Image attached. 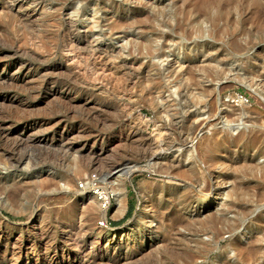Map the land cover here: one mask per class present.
<instances>
[{"label": "rangeland", "instance_id": "obj_1", "mask_svg": "<svg viewBox=\"0 0 264 264\" xmlns=\"http://www.w3.org/2000/svg\"><path fill=\"white\" fill-rule=\"evenodd\" d=\"M263 171L264 0H0V264H264Z\"/></svg>", "mask_w": 264, "mask_h": 264}, {"label": "bare ground", "instance_id": "obj_2", "mask_svg": "<svg viewBox=\"0 0 264 264\" xmlns=\"http://www.w3.org/2000/svg\"><path fill=\"white\" fill-rule=\"evenodd\" d=\"M65 32V31H64ZM15 87V86H14ZM6 140V139H5ZM13 141V140H12ZM11 141V142H12ZM155 148L158 152V154H156L155 156H160L159 160L154 163V166H156L157 170H156V173H159L161 175H165L166 177H168L170 175V171H172V168H173V162L171 161L172 158H167V153L166 151L169 150L171 147H168V143L167 141H164L162 142V144L160 142H156L155 144ZM181 145V144H180ZM9 161V160H8ZM212 164L215 165L217 164V161L213 158L212 159ZM10 167V165H8ZM7 167V166H6ZM203 173L205 172H202L200 175L199 174H196V173H193V171H189V173H186L185 174V177L183 176V180L184 181H187L188 184H189V187H190V190L187 194L188 195H192L194 196L195 194V190H194V185L195 183L196 184H199L200 182V179L198 178L199 176H201V178L204 180V175ZM11 175V174H10ZM75 175L76 176H80V172L78 169H76V172H75ZM173 178V177H172ZM263 179H264V171H263ZM68 181V180H67ZM64 182V186H70L68 184V182L65 183ZM49 183V182H48ZM51 183V182H50ZM185 183V182H184ZM113 184V183H112ZM238 188V187H237ZM104 189V188H102ZM110 189L112 191L113 194H115V202H114V213H115V216H119V215H122L123 212H124V196L123 194L121 193V191L118 189V187H116V185H111L110 186ZM209 192V191H208ZM210 193V192H209ZM75 194L79 197V198H84V201L85 202H89L90 206L93 208V206L95 207V209L97 211H100V213H103L102 210H100V206H99V199L98 197L95 195L97 194L96 192H93L91 193V191H89V188H85L84 191L81 190H77L75 192ZM199 194V193H198ZM208 194V193H206ZM222 195V194H220ZM218 196V195H217ZM209 198V197H208ZM202 201H205L206 200V197H201L200 198ZM217 199V198H216ZM219 199V198H218ZM222 199V198H221ZM177 200H180L177 198ZM191 201V200H190ZM181 203V202H180ZM88 204V203H87ZM93 204V206L91 205ZM101 204V202H100ZM238 223L241 222V220L237 221ZM237 222H234V223H237ZM233 228V227H231ZM16 246V245H15ZM19 248V247H18ZM75 249V248H74ZM44 252V251H43ZM6 262V261H5Z\"/></svg>", "mask_w": 264, "mask_h": 264}, {"label": "built area", "instance_id": "obj_3", "mask_svg": "<svg viewBox=\"0 0 264 264\" xmlns=\"http://www.w3.org/2000/svg\"><path fill=\"white\" fill-rule=\"evenodd\" d=\"M87 187L96 191L97 194L95 195L99 197L102 207L108 210L111 205L112 196L110 193L107 194L102 190L101 186L99 185V179L95 175L87 178L84 182L79 183L80 189H85Z\"/></svg>", "mask_w": 264, "mask_h": 264}, {"label": "trees", "instance_id": "obj_4", "mask_svg": "<svg viewBox=\"0 0 264 264\" xmlns=\"http://www.w3.org/2000/svg\"><path fill=\"white\" fill-rule=\"evenodd\" d=\"M130 213H131V210L129 209L127 215H130Z\"/></svg>", "mask_w": 264, "mask_h": 264}]
</instances>
